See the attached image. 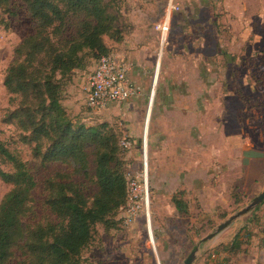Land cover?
<instances>
[{"label": "rangeland", "instance_id": "374dc122", "mask_svg": "<svg viewBox=\"0 0 264 264\" xmlns=\"http://www.w3.org/2000/svg\"><path fill=\"white\" fill-rule=\"evenodd\" d=\"M106 1L115 24L104 42L111 56L127 65L132 60L128 76L141 89L138 98L101 112L88 109L82 85L95 60L86 57L82 69L64 80L61 105L73 123L106 124L131 141L133 146L119 153L121 169L128 182L141 188L146 177L145 195L142 188L131 223H124V207L107 224L95 225L81 264H183L193 251L194 264H215L218 259L223 264H264L255 249V235L263 237L264 204L256 217L251 211L214 239L201 242L264 189V52L246 55L249 45L260 47V42L253 43L259 37H234L219 21L222 0L208 5L178 0L179 11L171 13L161 43L154 26L163 19L168 0ZM9 11L0 14V141L26 164L36 184L33 210L22 220L25 226L54 221L46 206L45 182L56 174L68 176L89 198L95 188L73 162L34 159L32 145L21 139L25 134L8 122L18 104L3 85L5 72L15 47L35 27L23 0H11ZM229 48L237 52L228 54L235 58L227 62ZM0 169L10 167L0 162ZM10 188L0 181V200ZM173 199L183 201L187 212L179 213ZM254 256L257 262L248 260ZM11 262L22 264L19 252L13 251Z\"/></svg>", "mask_w": 264, "mask_h": 264}, {"label": "trees", "instance_id": "16d2710c", "mask_svg": "<svg viewBox=\"0 0 264 264\" xmlns=\"http://www.w3.org/2000/svg\"><path fill=\"white\" fill-rule=\"evenodd\" d=\"M23 3L35 27L15 47L5 72L3 85L18 104L8 122L25 134L21 139L32 145L34 159L75 163L95 191L89 198L79 184L56 174L45 182L46 206L54 221L23 226L33 210L36 184L26 164L0 141V162L10 167L0 169V181L11 187L0 200V264H12L13 251L19 252L22 264H81L95 225L107 224L128 205L129 182L118 156L130 148L121 144L128 139L106 124L73 123L61 105L63 83L82 69L86 57L94 59L96 67L102 57L111 56L104 38L111 36L115 16L106 0ZM10 5L11 0H0V14H10ZM173 203L179 213L187 212L183 201ZM261 206L252 211L253 218ZM261 233L263 237L255 235V249L264 252V226ZM215 264L223 263L218 259Z\"/></svg>", "mask_w": 264, "mask_h": 264}, {"label": "built area", "instance_id": "2783aa9c", "mask_svg": "<svg viewBox=\"0 0 264 264\" xmlns=\"http://www.w3.org/2000/svg\"><path fill=\"white\" fill-rule=\"evenodd\" d=\"M178 11L179 6L170 5L163 19L155 24L154 28L161 39V43L165 42L167 33L169 32L171 13ZM128 72L129 66L124 61H119L114 56L102 57L83 82L82 89L85 95V106L96 113L107 109L111 105L121 104L137 97L140 92L139 88L132 83ZM121 144L126 148L132 147V143L129 140H123ZM145 161L146 156L144 159V165L146 166ZM145 178L143 177L142 182L143 192L145 190ZM128 187L129 201L124 215L125 224L131 223L136 217L137 209L140 207L142 201L141 185L135 181H130ZM143 200H146L145 196Z\"/></svg>", "mask_w": 264, "mask_h": 264}, {"label": "crops", "instance_id": "0c3cea01", "mask_svg": "<svg viewBox=\"0 0 264 264\" xmlns=\"http://www.w3.org/2000/svg\"><path fill=\"white\" fill-rule=\"evenodd\" d=\"M201 1L203 5H208L211 3L210 0H201ZM170 5L179 6L178 0H168V5L166 7L167 9L165 11V14L170 8ZM218 6H219L220 14H221L219 21L223 24L228 25V30L229 32L232 31L234 33V37L238 35L240 36L254 35L255 39L256 37H259L260 41H256L254 39L255 41L253 43L257 44L258 42H260V47L255 46V45H249L248 51L246 54L247 57L250 56L252 58L254 56L253 53L262 54V52H264V30H262L264 29V0H222V2L218 3ZM208 21L209 20L207 19L206 24H205V26L207 27L209 26ZM241 48L238 49V52L241 51ZM228 50H229L228 53L225 52V58L227 59L226 60L227 62H230L232 61V58H235V56H232V55L230 56L228 54H235L237 51L231 48H229ZM209 58H211V56L208 55L207 61H210ZM228 58H230L231 60H228ZM159 60H160V57H159ZM130 61L132 60L131 59L127 60L128 65H132ZM245 62L246 61H243L242 64L245 65L246 64ZM238 63H239V60L238 61L234 60L235 65H238ZM132 83L139 88V91L141 90L139 85H137L133 81ZM136 98H138V96L130 100H133ZM146 124L147 122L145 123L144 129H146L147 127ZM260 254L262 257H264V253L261 252ZM248 260L254 263V262H257V257L255 256L249 257ZM247 263L248 261H246V264Z\"/></svg>", "mask_w": 264, "mask_h": 264}, {"label": "water", "instance_id": "95a60500", "mask_svg": "<svg viewBox=\"0 0 264 264\" xmlns=\"http://www.w3.org/2000/svg\"><path fill=\"white\" fill-rule=\"evenodd\" d=\"M262 203H264V189L261 191L259 195H257L251 203H249L246 207L242 208L239 210L237 213L234 215H231L228 219H226L223 223L217 226L216 230L214 233H211L204 237L201 242H208L212 239H214L218 234H220L223 230L228 228L232 223L235 221L239 220L246 214L250 213L254 209H256L258 206H260ZM196 261V252L193 251L190 253V255L185 259L183 264H194Z\"/></svg>", "mask_w": 264, "mask_h": 264}, {"label": "bare ground", "instance_id": "6f19581e", "mask_svg": "<svg viewBox=\"0 0 264 264\" xmlns=\"http://www.w3.org/2000/svg\"><path fill=\"white\" fill-rule=\"evenodd\" d=\"M145 170H146V168H145ZM147 203H148V199H147ZM146 218L148 219L149 218V212H148V209H147V212H146Z\"/></svg>", "mask_w": 264, "mask_h": 264}]
</instances>
